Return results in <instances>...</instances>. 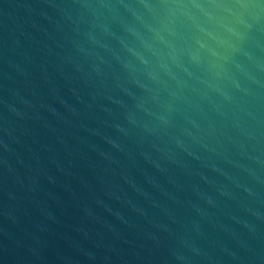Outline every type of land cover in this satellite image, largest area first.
I'll return each instance as SVG.
<instances>
[{"label":"water","instance_id":"95a60500","mask_svg":"<svg viewBox=\"0 0 264 264\" xmlns=\"http://www.w3.org/2000/svg\"><path fill=\"white\" fill-rule=\"evenodd\" d=\"M0 264H264V0H0Z\"/></svg>","mask_w":264,"mask_h":264}]
</instances>
